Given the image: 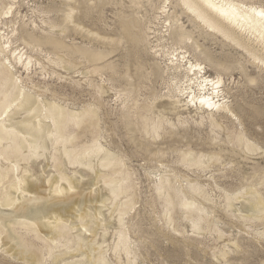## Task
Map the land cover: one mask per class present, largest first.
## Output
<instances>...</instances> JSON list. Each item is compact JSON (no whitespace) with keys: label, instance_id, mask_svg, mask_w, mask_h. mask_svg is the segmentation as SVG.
Masks as SVG:
<instances>
[{"label":"rangeland","instance_id":"rangeland-1","mask_svg":"<svg viewBox=\"0 0 264 264\" xmlns=\"http://www.w3.org/2000/svg\"><path fill=\"white\" fill-rule=\"evenodd\" d=\"M12 1L13 13L6 15ZM111 1L0 0V30L5 34L0 44L8 41L12 53L17 50L32 62L25 66L24 60L22 65L18 55L6 50L0 54V60L5 59L2 75L14 76L25 91L59 103L70 114L91 111L81 126L69 122L65 128L64 138L72 142L69 149L98 145L118 158V166L105 168L95 157L90 168L64 163L61 141L49 144L45 155L37 158L26 152L19 174L27 167L38 180L57 176L55 165L62 162L68 177L81 179L83 197L88 199L95 189L110 201L99 206L96 236L74 218L93 212L89 202L70 210L66 219L75 221L77 228L65 223L66 236L57 240L39 223L25 225L21 218L0 222V264H27L12 257L15 238L34 249L41 264L81 261L79 229L97 244L107 264H229L230 259L231 264H264V215L253 217L248 208L256 200L248 192L251 187L264 200V51L256 46L253 50L260 63L253 53L220 36L204 43L178 0H138L135 8L131 0ZM234 1L264 8V0ZM70 5L75 11L68 21ZM121 15L139 19L134 31L145 39L138 47L121 34ZM181 26L229 70L210 67L192 47L194 40L187 45L173 40L171 34ZM109 32L120 42L109 46ZM24 33L33 40H24ZM47 39L62 42L64 48L55 50L43 43ZM182 57L183 67L199 63L207 78H222L221 89L233 114L198 109L190 103L188 91L180 93L186 84L173 65ZM1 101L3 95L0 114ZM188 153L199 164L184 161ZM96 173L125 180L129 192L115 199ZM73 194L80 199L77 191ZM168 195L174 198L170 205ZM182 199L197 202V208L182 206ZM57 256L64 262H55Z\"/></svg>","mask_w":264,"mask_h":264},{"label":"bare ground","instance_id":"bare-ground-1","mask_svg":"<svg viewBox=\"0 0 264 264\" xmlns=\"http://www.w3.org/2000/svg\"><path fill=\"white\" fill-rule=\"evenodd\" d=\"M130 2L132 4L131 8L138 7L140 3L138 0H131ZM178 2L182 14L186 15L191 24L200 30L201 33L197 36L199 37V40H203L204 43L208 42L210 38L215 40L220 36L221 38L236 44L235 46L246 50V52L253 53V50L256 47L262 48L264 51L263 7L248 5L234 0H178ZM109 3L107 2V5ZM14 6V1L8 4L5 14H12ZM70 6L73 7V5ZM160 10L162 13H165L163 7L160 8ZM3 11L4 10L0 8V18L3 15ZM74 11V7L70 9L67 16L68 21L73 20L72 14ZM138 20L134 17L128 18L122 15L119 19L122 27L121 34L125 33L128 41L132 46L136 47H138V44L141 42H144L145 39V36L142 37V33L138 34L134 31L140 27ZM4 35L5 34L0 30V42L2 39L4 40ZM171 36L172 39L178 41L179 44L187 45L191 40H194L192 47L196 48L198 54L209 63L210 67H213L216 70L228 69V67L221 61L217 60L210 51L206 49V47L194 39L193 32L184 29L183 26L176 28ZM22 38L29 41L33 40L32 35L28 33H24ZM54 40H43V43L46 42L48 43L47 45L51 44V47H54L55 50L64 48L63 44H61L62 42L59 43L56 42L57 40ZM108 40V45L112 46L114 43L116 44L117 41L120 42V37H118L117 40H112L111 32H109ZM9 44L8 41L3 46L0 44V54H3L6 50L11 48ZM112 50H110L111 52L108 51V53L110 52L109 54H112L114 52H112ZM8 52H10L13 57L18 55V61L22 65L25 64L24 60L26 63L28 62L25 66H28L30 64L29 62H31V58H24V55L18 53L17 50L12 53L10 49ZM253 55L256 56V59L260 60V63H262L260 57L257 56V53H253ZM95 58L98 57L95 55ZM4 60H0V69L5 65ZM181 60L184 61L185 58L182 57L179 61L176 59L178 64L173 65V70L176 74H178L179 69L183 73L181 79L184 78L186 85L184 89L180 90V93L183 94L185 91H188L190 103H193L192 106L205 111L231 113L232 111L226 102V94L224 90L221 89L222 78L218 76L216 79H209L206 77V73L203 72L205 68H202L201 64L189 63V66L183 67V61ZM178 77V75H174L173 78L175 80H180ZM129 80L131 79L129 78ZM129 80H126L129 86H133L132 84L130 85ZM21 83L17 78H14V76H5L0 72V95L4 96V101H1L2 113L0 114V117L6 115L4 120H0V222L15 223L21 218L25 221V225L33 226V224L39 223L42 227L50 230L49 233L53 235L52 240H57L58 238H65L66 236L64 230L65 223L67 224L70 222L74 228H77L75 221L66 219V217L69 216L68 213L70 210L73 209L76 204H81L82 206L86 204L87 206V202H89V204H94L93 212L87 207L90 211L87 210L84 214H79L78 212V214L74 213L76 214L74 218H80L83 224L82 228L95 235V226L97 223L99 225L97 216H101L99 206L104 205L106 202L110 201V199L105 196L107 195L106 193L95 189H93L88 195V199L85 198L86 195L83 197L81 194L82 188L80 186L82 184L81 179L77 176H74L73 178L70 176L68 177L67 174L64 173L65 169L63 170L62 162L66 163L65 160H68L72 165L90 168L93 166L92 158L95 157L101 167L105 168L108 166H118V163H116L118 158L110 153V151L105 150L102 146L98 145H94L93 149L78 151L75 149H69V144L72 142L65 140V128L69 122H75L77 126H81L86 122V118L92 115L91 111H83L80 113L81 110L79 113L71 112L70 114L59 103L53 100L47 101V99L44 101L42 98L39 99L37 96L28 93L27 90L25 91L22 88L20 85ZM10 141L12 143L4 145L5 142ZM54 141H56V143H59V141L62 142V146L59 149L62 162L55 165L59 175H48L46 178L38 180L33 177L30 169L27 167L23 168V173L21 172L22 174L18 173L20 163L27 158L25 155L26 152L33 154L36 158L43 156L45 155V152H47L49 144ZM193 157H191V153H188L184 155V161L199 164L198 160ZM95 175L97 177L101 176L109 193L115 199L129 192L125 180H118L114 177V179H112L99 173H96ZM62 182H65L66 185H62ZM93 186H95V184H93ZM162 189H164V187H162ZM74 191H77V195L80 196V199H75L73 197ZM194 191L197 192L196 189H194ZM248 192L251 196L254 195L256 199L254 200L255 202H250V206L247 204L251 216L257 217L264 215V200H262L253 187H251ZM239 200L240 199H238V201ZM167 202L169 205L174 203L173 196L168 195ZM130 203L131 202L129 201L125 204L129 205ZM117 204L118 202L116 200V205ZM181 205L187 208H197V202L188 201L187 199H182ZM1 208H9L11 209V212H2ZM14 208L15 211L12 212ZM78 210H80V208ZM250 212L248 211V213ZM10 217L11 219L9 220ZM12 217H14L13 220ZM1 228H3L2 225H0V230ZM196 229L200 228L196 225ZM79 231L80 234H78L77 247L84 256L83 260L68 262L67 264H107L103 253L97 247V244L85 238L81 229H79ZM13 241L15 242V246H13L14 254L12 257L27 264H41L40 258L34 249L26 246L19 239L15 238ZM237 246L236 248L238 251L240 248ZM59 259H61L60 262H64V259L60 256L55 258V262H59ZM227 261L231 264V259Z\"/></svg>","mask_w":264,"mask_h":264}]
</instances>
